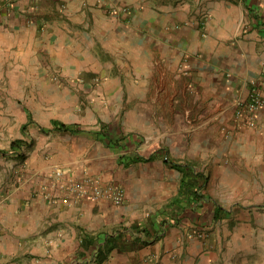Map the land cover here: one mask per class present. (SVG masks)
<instances>
[{"label":"crops","instance_id":"1","mask_svg":"<svg viewBox=\"0 0 264 264\" xmlns=\"http://www.w3.org/2000/svg\"><path fill=\"white\" fill-rule=\"evenodd\" d=\"M251 81L264 0H0V264L264 249V113L236 119ZM87 179L123 201L68 190Z\"/></svg>","mask_w":264,"mask_h":264},{"label":"built area","instance_id":"2","mask_svg":"<svg viewBox=\"0 0 264 264\" xmlns=\"http://www.w3.org/2000/svg\"><path fill=\"white\" fill-rule=\"evenodd\" d=\"M237 113L236 119L242 115L239 111L245 112L247 115L245 122L253 126L256 115L264 113V82H250V90L246 100H238L236 102ZM60 177L61 172H55ZM68 190L76 197L89 196L92 199H108L114 203H121L124 195L122 190L116 186L101 187L93 179H87L82 182H71ZM198 237H203L202 233H196Z\"/></svg>","mask_w":264,"mask_h":264},{"label":"rangeland","instance_id":"3","mask_svg":"<svg viewBox=\"0 0 264 264\" xmlns=\"http://www.w3.org/2000/svg\"><path fill=\"white\" fill-rule=\"evenodd\" d=\"M113 186L119 187L117 185H113ZM123 195H124V192H123ZM232 253L233 252H229L230 256L226 257V263L224 264H264V249L257 250V252L254 255H250L247 253V256L245 257H238L237 254L231 257Z\"/></svg>","mask_w":264,"mask_h":264},{"label":"trees","instance_id":"4","mask_svg":"<svg viewBox=\"0 0 264 264\" xmlns=\"http://www.w3.org/2000/svg\"><path fill=\"white\" fill-rule=\"evenodd\" d=\"M61 128H64V129H68V128H71V127H67V126H65V125H61ZM16 143H18V142H15V143H13L12 145H13V147L16 145ZM198 180L199 181H201V178H198ZM198 180H197V178H194V179H188L187 181H185V185L187 186V188H186V190H187V197H186V203H189V201H190V199H195L197 196H198V193H197V189H194L191 185H190V182L191 183H193L194 182V184H197V182H198ZM189 191H191V192H189ZM179 202V201H178ZM178 207H179V209H181V208H183L184 206L183 205H181V203H179L178 204ZM219 212H220V209H218V211H217V215H215V216H218V214H219Z\"/></svg>","mask_w":264,"mask_h":264}]
</instances>
